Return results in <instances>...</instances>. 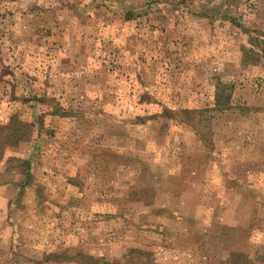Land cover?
Listing matches in <instances>:
<instances>
[{"label": "rangeland", "instance_id": "374dc122", "mask_svg": "<svg viewBox=\"0 0 264 264\" xmlns=\"http://www.w3.org/2000/svg\"><path fill=\"white\" fill-rule=\"evenodd\" d=\"M263 43L264 0H0V264H264Z\"/></svg>", "mask_w": 264, "mask_h": 264}, {"label": "trees", "instance_id": "16d2710c", "mask_svg": "<svg viewBox=\"0 0 264 264\" xmlns=\"http://www.w3.org/2000/svg\"><path fill=\"white\" fill-rule=\"evenodd\" d=\"M264 44V43H263ZM263 53H264V49H263ZM15 131H16V128L11 124H9L8 126H6V127H4V128H2V129H0V142H2L3 140H6V142L7 143H14L12 140H17L16 139V135H15ZM2 132H4L5 134V137H1L2 135H1V133ZM3 135V136H4ZM18 141V140H17ZM16 143V142H15ZM29 169H30V171H27V172H24L25 174H26V176H27V183L28 184H30V179H31V174H30V172H31V168H30V165H29ZM26 170H28V168L26 169ZM239 255V254H238ZM87 259H88V262L89 263H92V264H98L97 263V259H94L93 257H86ZM240 258V257H239ZM239 258L237 257V258H235V259H233V262H232V264H243V263H241V262H239L238 263V260H239ZM249 264V263H248Z\"/></svg>", "mask_w": 264, "mask_h": 264}]
</instances>
